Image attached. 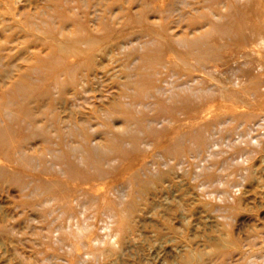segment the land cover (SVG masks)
<instances>
[{
    "label": "rangeland",
    "instance_id": "374dc122",
    "mask_svg": "<svg viewBox=\"0 0 264 264\" xmlns=\"http://www.w3.org/2000/svg\"><path fill=\"white\" fill-rule=\"evenodd\" d=\"M204 1L0 0V264H264V44L210 23L264 0Z\"/></svg>",
    "mask_w": 264,
    "mask_h": 264
},
{
    "label": "bare ground",
    "instance_id": "6f19581e",
    "mask_svg": "<svg viewBox=\"0 0 264 264\" xmlns=\"http://www.w3.org/2000/svg\"><path fill=\"white\" fill-rule=\"evenodd\" d=\"M204 2L213 4V3H220L221 0H205ZM231 8L233 9L231 14L234 18H236L234 23L231 22V24L233 23L232 26L227 27V26L221 25L219 21H216V22L213 21V22H210L213 30L214 31L217 30V32L221 31L220 32L221 35H224L222 38L231 37V38H234L239 43L251 44L252 42H255L258 40L257 44H261V45L264 44V37H262L260 33H257L259 30H256L255 32H253L252 28L249 27L248 24L247 25L245 24L248 18L253 20V12L250 11L249 13H245L239 10L235 4H231ZM195 19L191 20L190 23L196 24L198 23V21L200 22V19L199 20H195ZM244 21L246 22L244 23ZM251 23L258 28V23H254L253 21H251ZM223 29H225L226 31L225 30L223 31ZM200 37L199 38L194 37L193 39L186 38L184 40V42L187 43L185 45L186 49H188V51H191V54L194 55L198 59L204 57L205 54L208 55L209 53L215 51V48H216V46H213L210 43L209 45L208 43L201 42Z\"/></svg>",
    "mask_w": 264,
    "mask_h": 264
}]
</instances>
